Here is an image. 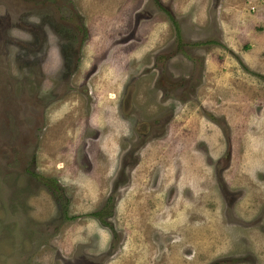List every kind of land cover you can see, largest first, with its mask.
I'll list each match as a JSON object with an SVG mask.
<instances>
[{
	"label": "rangeland",
	"instance_id": "rangeland-1",
	"mask_svg": "<svg viewBox=\"0 0 264 264\" xmlns=\"http://www.w3.org/2000/svg\"><path fill=\"white\" fill-rule=\"evenodd\" d=\"M245 3L0 0V264H264Z\"/></svg>",
	"mask_w": 264,
	"mask_h": 264
},
{
	"label": "crops",
	"instance_id": "crops-1",
	"mask_svg": "<svg viewBox=\"0 0 264 264\" xmlns=\"http://www.w3.org/2000/svg\"><path fill=\"white\" fill-rule=\"evenodd\" d=\"M246 2L247 3H245L243 7L245 17H251L254 21H258L264 27V13H262L261 10V7L264 5V0H246Z\"/></svg>",
	"mask_w": 264,
	"mask_h": 264
},
{
	"label": "trees",
	"instance_id": "trees-1",
	"mask_svg": "<svg viewBox=\"0 0 264 264\" xmlns=\"http://www.w3.org/2000/svg\"><path fill=\"white\" fill-rule=\"evenodd\" d=\"M103 207H104V206H103ZM103 207H102V208H103ZM104 209H105V207H104ZM100 212H101V211H95V212L92 213V215H93V216H96V217L99 218V214H100ZM101 213H102V212H101ZM105 214H107V213L105 212ZM99 219H100V218H99Z\"/></svg>",
	"mask_w": 264,
	"mask_h": 264
}]
</instances>
